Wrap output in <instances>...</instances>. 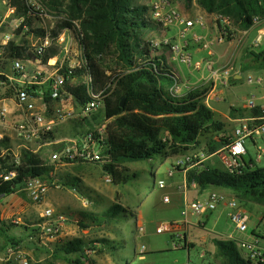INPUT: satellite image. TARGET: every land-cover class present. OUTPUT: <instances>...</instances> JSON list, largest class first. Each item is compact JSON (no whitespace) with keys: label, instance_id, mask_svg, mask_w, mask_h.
<instances>
[{"label":"trees","instance_id":"1","mask_svg":"<svg viewBox=\"0 0 264 264\" xmlns=\"http://www.w3.org/2000/svg\"><path fill=\"white\" fill-rule=\"evenodd\" d=\"M42 1L50 12L59 17L51 31L52 37H58L63 30L70 29L74 30L77 40L81 35L84 38L81 41L83 52L79 56L80 63L74 67L65 65L61 70L65 83L60 92L77 108L93 99L102 102L90 117L81 120L90 124L96 136L99 135L96 127L105 123L107 135L100 141L104 158L98 164L113 175L114 184H125L137 176L123 165L126 162L151 160L160 155H185L198 147L202 139L207 140L210 154L230 144V137L222 136L226 131V122L204 101L211 91L210 86L201 85L182 94L172 90L180 74L168 61L170 46L165 43L154 46L147 38L151 29L160 26L147 16L151 6L141 0ZM184 1L189 5L196 2L207 14L228 15L238 30L252 28L256 18L264 21V0ZM75 22H78V27ZM35 30L44 34L42 29ZM165 48L167 51H163ZM58 51V47L53 48L46 57ZM252 54L253 63L245 66L243 71L264 68V48ZM106 72H112L108 81L102 80V74ZM236 81L239 80L232 78V83ZM31 92L40 93L36 88H32ZM45 94L48 105L51 98L49 86ZM49 109L52 111L51 107ZM236 111L239 109L232 110L234 116ZM258 113V109L250 111V115ZM90 132L78 131L74 135L79 145L85 143ZM217 136H220L221 142L212 146L211 142ZM48 157L22 148L21 160L17 165L6 164L0 158V174L8 173L12 168L18 172L12 181L0 178V197L16 192L25 196L27 192L24 188L29 177L38 176L51 183L53 178L49 174L54 168ZM80 161L83 162L80 159L67 162ZM186 179L189 186L195 182L201 193L210 187L227 189L241 200L264 204V167L257 166L252 159L241 163L234 172L203 162L188 169ZM63 185L79 188V185L69 181L63 182ZM123 211L125 209L121 204L114 203L103 213V217L109 221ZM80 214L78 224L81 228H89L90 222L97 220L89 211H81ZM15 227L17 223L13 220L0 222V255L9 247L22 244L24 238L11 233ZM36 231L33 229L32 235ZM94 241L101 242L103 246L110 243L106 238ZM214 242L219 264H264L263 261L256 262L245 257L235 239L215 237ZM92 243L82 236L62 240L52 251H48L49 257L44 263L51 264L57 258L76 264H94L93 255L86 254L84 249L85 246L96 249ZM190 245L193 246L192 243ZM116 249L117 246L112 245L111 254ZM100 251L104 249L101 247ZM122 260L131 263L130 259ZM6 264L13 263L8 261Z\"/></svg>","mask_w":264,"mask_h":264},{"label":"built area","instance_id":"2","mask_svg":"<svg viewBox=\"0 0 264 264\" xmlns=\"http://www.w3.org/2000/svg\"><path fill=\"white\" fill-rule=\"evenodd\" d=\"M0 4L3 6V9H0V158L6 164L17 165L21 160L22 148L35 152L39 147L54 145L59 148L54 154V159L61 163L74 159L102 163L104 157L101 153L100 141H103L107 135L105 124L96 127L98 136L91 129L85 143L81 145L73 139L52 138L56 129L63 122L90 117L92 112L102 105L101 101L93 99L85 106L77 108L60 92L65 83V75L61 70L65 65L74 67L80 63L79 56L81 57L83 52L81 41L84 38L81 35L77 40L74 30L70 29L63 30L58 37H52L51 31L59 17L50 12L42 0H0ZM152 11L154 20L160 24L162 29L166 31L170 27L177 28L176 37H164L162 41H154L153 45L168 44L172 53L168 60L187 63L199 72L205 73L202 84L195 83L190 79H186L184 82L176 80L172 88L176 94H182L184 91L201 85H208L211 87L209 94L216 97L217 87L231 85L232 78H234L235 59L230 58L224 65L217 66L214 58L220 51L218 45L222 43L234 44V36L239 31L228 15H216V19L219 21V31L217 34L211 35L207 21L203 16L188 17L170 0H155ZM259 22V19L256 18L254 26ZM75 26H79L78 22H75ZM196 26L201 27L205 32H195ZM37 28L42 29L44 34L36 32ZM252 28L244 30V32L248 33ZM68 33L78 43V53H75L73 46L64 45L69 40ZM189 36H193L195 41L207 50L209 58L204 61H193L192 53L186 48ZM257 39L260 40L261 35ZM240 43L241 39L236 46H239ZM57 47L59 48L58 52L46 57L53 48ZM14 51L15 53L11 54ZM74 54L77 55L73 60ZM247 82L258 85V87L252 97L247 100L246 107L251 110L258 109L259 113L235 119L239 123L231 136L230 144L216 151L226 153L225 166L231 172L236 171L242 163L240 157L243 158L249 153L247 141L251 139L254 145H257L256 136L264 139V76L249 74ZM47 86L50 87L51 92L48 105L45 97ZM32 88H36L40 93L31 92ZM50 107L52 111H50ZM196 157L197 155L192 152L180 156L170 169V174L173 175L176 170L184 168L188 162L193 165L206 158L204 153L200 154L198 161H195ZM263 158L264 146H258L256 160L262 161ZM17 175V170L12 168L8 173H1L0 178L12 181ZM49 175L53 178L51 183L45 182L38 176L27 179L24 189L32 200L41 202L51 186L56 188L64 186L63 182L65 181L57 179L54 170ZM101 179L106 183H113L114 177L110 172L104 170ZM158 185L164 188L165 181L159 180ZM188 186L186 180L184 187ZM191 186L196 187L197 184L193 182ZM165 200H170V197L166 196ZM221 206L230 209V218L237 230L247 231L250 217L245 206L240 204L236 197L219 189L212 190L204 199L186 201V208L182 210V214L187 217L191 212V214L203 216L216 211ZM71 218L67 213L59 212L54 207H45L40 220L35 225L37 231L33 235L30 234L29 239L36 241L39 245H43L42 243L46 239H57L62 235L65 225ZM185 222L188 224V221L185 220ZM187 224H179V231L181 227H187ZM139 229L142 231L145 230V227L142 226ZM173 230L172 223L163 222L156 226L157 233L173 232ZM230 238L238 241L240 249L244 250L245 257L252 258L256 262H264V246L258 238L252 241L239 240L232 235ZM46 247L49 249L48 251H52L54 248V246ZM84 249L85 253L90 256L96 253V249L89 246H85ZM12 256H15L20 264H31L26 252L20 247L9 248L8 259Z\"/></svg>","mask_w":264,"mask_h":264},{"label":"rangeland","instance_id":"3","mask_svg":"<svg viewBox=\"0 0 264 264\" xmlns=\"http://www.w3.org/2000/svg\"><path fill=\"white\" fill-rule=\"evenodd\" d=\"M141 1L151 6L147 16L148 18L154 20L152 4L155 0ZM170 1L174 5L178 6V8L182 10L186 16H203L204 19L208 21L211 29L215 31V34L218 33L219 21L216 19V15L207 14L196 2L189 5L184 0ZM0 9H3L1 4ZM196 29H198V27H196ZM163 31L165 30L162 29L161 26L151 29L150 32H148V40L152 43L154 41L164 40ZM260 33L262 37L258 40L257 38ZM176 35L177 28L175 27V29L173 28V30L169 32V38H174ZM68 36L69 40L64 43V45L73 46L75 53H78V43L72 39L70 33H68ZM234 38V44H232L230 48L228 59H235V71H238L241 66V71L244 72L243 81L238 84L233 83V85L231 83L230 86L217 87L215 94L222 97V100H217L214 96L208 99L207 94V97L204 99L205 102H209L215 109L228 114V117L221 116V114L219 115L220 118L226 122V131L222 134V136L225 135L226 137H230L229 139L233 136L235 127L239 123V121H236L235 119L250 115L251 110L246 107V103L247 100L252 97L258 85L248 83V75L264 76V68H252L243 71L244 65L247 66L253 63L252 53H258L264 48V21L258 23V25H256L251 32L245 33L243 30L237 31ZM240 39V45L236 46ZM156 51L161 50H155V52ZM163 51H167V49L165 48ZM192 53L194 54V62L197 61V59L202 60L206 57V51L198 50V46L192 50ZM76 55L77 54L73 55V60ZM170 64L173 65L177 73L180 74V79L178 80L180 82H184L186 80L184 76L187 77V79L190 78V80L191 78L195 80L197 76H200L199 71L193 66H189L187 63H178L177 65H175V63ZM111 77L112 72L102 74V80L104 81L110 80ZM234 108L239 109V111L235 112L236 116L232 114V110ZM100 124L104 125L105 123L102 122ZM88 130H91L88 122H82L81 119H72L63 122L54 132V136L56 138L76 140L74 135L77 134L78 131L84 132ZM255 139L257 141V145H254L251 139L247 141L246 145L249 148V153L243 158L240 157V160L243 163L244 160L246 162H250L252 159L257 166L264 167V158L262 161L256 160L258 146H264V139L259 136H256ZM220 142L221 138L220 136H217L211 142V145L216 146ZM54 147L57 146H42L40 153L44 157L49 155L50 158V155L57 150ZM209 149L210 146L208 145L207 140L202 139V143L198 147L191 149L190 152L197 155L195 161H198L201 153H204L206 157L210 154ZM180 156L183 155L171 157L160 155L151 160L126 162L123 165L129 167L131 169V173H137V176L129 182L121 185H116L114 182H104V180L100 177V173H102L100 168H97L96 174L98 176H95L93 171L95 167L92 165V162L83 161L84 163H73L70 165L69 163H66L64 165H58V168L54 169L57 179H62L66 182V177L71 178L75 177L74 175L76 174L80 173L79 175H82V173H84L86 174L88 185L85 183V180L82 179L81 185L79 188H76V190H74L72 186H63L62 188L51 186L49 190L50 193L46 194L41 202H36L30 199L27 197L28 194H25V198H29V201H32L33 204H40L39 206L41 209L49 207V204H54L57 206L56 208L58 210L69 213L71 212L72 214L74 213L78 216V212L80 211H89L96 216V222L90 223L92 227L89 228H81L78 224V220L74 217L71 218L67 222V227L71 226V229L69 230V233H66L62 238V240H65L75 236H82L87 240L93 241L92 245L96 246V253L92 257L95 261L94 264H124L121 259L126 257L130 259V264H219V260L215 257L216 245L214 238H228V234H234L233 236L239 240H255L257 238L255 232L257 226L256 224L259 222L258 215H261L264 212V204L255 201H244L236 197L238 202L245 206L250 217L249 227L245 232H241L236 229L235 224L230 218V209L223 206L219 207L213 212V214H210L209 218L206 215L197 216L191 214V212H189L186 217L182 214V210L186 208L185 192L190 200L193 198L204 199L207 197L208 192L213 188L210 187L200 193V190H196L195 188L184 187L183 171H176L173 175H171L170 169ZM225 157L226 156L223 155V153H216L212 158L214 159L213 161L219 163L221 168H226L224 161ZM52 158L54 159V156ZM84 166L85 168L82 169ZM186 166L187 165H185V167ZM75 170H78L76 174L73 172ZM82 176L84 177V175ZM161 179L165 181L164 188H161L158 185V181ZM52 190L58 192V194L55 192L51 193ZM227 193L235 197L233 192L227 190ZM19 194L22 195L21 193ZM166 195L170 197V200H165ZM86 199L90 201L88 206H85L83 203V200ZM114 203L121 204L125 211L121 212V214L115 219L106 221L103 217V213ZM59 204L61 206H59ZM8 207L9 206H2L0 204V217H5L4 219L6 221H10L12 218L6 211L3 210ZM38 218L39 216L37 215H31L30 218H27V220L35 221ZM207 218L208 221H210L208 226L211 227L213 225V232L218 235L210 232L209 228L198 224L200 221L199 219L205 222ZM12 220L16 223L19 221L18 223L20 224H18L15 229H11V233L20 235V237L24 238L21 246L27 253H30L28 255H32L31 249L37 244V242L27 239L24 227V225L28 223L26 218H13ZM185 220L188 221V224ZM163 222L172 223L174 227L173 232L157 233L156 226ZM179 224H187L189 227L186 239L184 236H178ZM142 226L145 227V230L141 231L139 228ZM34 228L35 226L32 229ZM262 230L264 231V229ZM101 238L110 240L108 245L104 244L105 248L101 242L94 241ZM260 241L264 246V237L260 238ZM190 243H192L193 246H191ZM112 245L117 246L114 254H111L110 252V247ZM101 247L104 249L103 252L100 251ZM143 247H145L144 250ZM241 252L244 253V250L241 249ZM47 253L48 251H46V253L45 251H42V254L47 255ZM31 260L33 264L44 263L34 262V259ZM2 263L6 264L5 262H0V264ZM51 264H73V262L56 258L52 260ZM125 264H127L126 261Z\"/></svg>","mask_w":264,"mask_h":264},{"label":"crops","instance_id":"4","mask_svg":"<svg viewBox=\"0 0 264 264\" xmlns=\"http://www.w3.org/2000/svg\"><path fill=\"white\" fill-rule=\"evenodd\" d=\"M188 16V15H187ZM188 17H192V16H188ZM207 24H208V30H209V33L211 34V35H214L215 34V31H213L212 29H211V27H210V25H209V23H208V21H207ZM196 27H198V29H196ZM195 28H194V30H195V32H197V33H204L205 31L201 28V27H199V26H196ZM173 28L175 29V27H170L169 29H167L166 31H163V36L164 37H169V32L170 31H172L173 30ZM255 28V26L250 30V32L253 30ZM260 35H261V33H260ZM261 37H262V35H261ZM188 40H189V42H188V45H187V50L188 51H190L191 53H192V50L195 48V47H197L198 46V50H205L206 51V57H204L202 60L201 59H197V61H204L205 59H207V58H209V53L207 52V50L199 43V42H197V41H195V39L193 38V36H189L188 37ZM231 44H229V43H222V44H219L218 45V48H219V54H217V55H215L214 56V58L216 59V65L218 66V65H224V63H226L229 59H228V53L230 54V48H231ZM168 53V52H167ZM172 55V53H171V49L169 48V54L167 55V58L169 59V57ZM192 55H193V61H194V54L192 53ZM169 61V63H175V65H177L178 63H180V62H178V61H170V60H168ZM196 61V62H197ZM253 62V61H252ZM179 66V65H178ZM246 65H244V67H245ZM243 67V68H244ZM183 70V69H182ZM200 73V76H197V78L194 80V79H192L191 78V81H195V82H197V83H200V84H202L203 83V81H202V78H203V76H205V73H202V72H199ZM243 75H244V72H242L241 71V66H240V69L238 70V71H235L234 70V78H236V80H239V81H236V82H234L235 84H238V83H240V82H242L243 81ZM184 78L185 79H187V77H185L184 76ZM190 79V78H189ZM232 85H233V83H232ZM211 98L212 96H211V94H209L208 95V98ZM215 99H217V100H222L223 98L222 97H220L218 94H216V97H215ZM207 102V101H206ZM207 104L212 108V109H214L218 114H221V116H227L228 117V114H226V113H223V112H220L219 110H217V109H215L213 106H211L210 105V103L209 102H207ZM243 117H245V116H243ZM240 118V117H239ZM41 148L42 147H39V148H37L36 150L37 151H35L36 153H40V150H41ZM54 148H56L57 150H55L56 152L59 150V148L58 147H54ZM220 149H222V148H220ZM56 152H53L51 155H50V158L48 159V161H49V163L53 166V168L54 169H57L58 168V165H64V164H66V163H69V162H64V163H61V162H59V161H57V160H55V159H53L52 157L54 156V154L56 153ZM216 153H218V152H216ZM216 153H212V154H209L206 158H204L203 160H201V161H199L198 163H195V164H193V165H190V166H187V167H184V168H181L180 170H176V171H183V173H184V176H183V184L184 183H186V176H187V171H188V169H190V168H192L193 166H195V165H200L201 163H203L204 161H206V163H210V164H212V165H215V166H219V163L218 162H215V161H213L214 159L212 158L213 157V155L214 154H216ZM223 155H225L226 156V153H224ZM52 156V157H51ZM53 162V163H52ZM77 163H84V162H82V161H80V162H77ZM86 163V162H85ZM93 163V162H92ZM91 163V164H92ZM70 164H73V163H69V165ZM94 167H95V169H93V171H94V174H95V176H98L97 174H96V170H97V168H100L101 169V171H102V173L104 172V169L101 167V165H99L98 163H93L92 164ZM85 168V166L84 167H82V169H84ZM53 169V170H54ZM77 171L78 170H75V171H73L74 172V174H76L77 173ZM82 172V171H81ZM102 173H100L101 175H102ZM80 174V173H79ZM79 174H76V175H74L75 177H71V178H69V177H66V179H67V181H69V182H73V183H76L77 185H81V182H82V179H84L85 180V183L88 185V181H87V177H86V174H84V173H82V175H84V177L82 176V175H79ZM101 175H100V177H101ZM89 180V179H88ZM94 180V179H93ZM187 188H195L196 190H199L197 187H193V186H188ZM180 189V188H179ZM214 189V188H213ZM213 189H211V191L213 190ZM221 191H223V192H225V193H227V189H220ZM184 191V190H183ZM211 191H209V192H211ZM52 192H55V193H57L58 194V192H56V191H51V193ZM200 192V191H199ZM209 192H208V194H209ZM48 193H50V192H48ZM201 193V192H200ZM86 194V193H85ZM185 196H186V200L185 201H193V200H195V199H197V198H193L192 200H190L188 197H187V193L185 192ZM227 194H229V193H227ZM87 195V194H86ZM230 195V194H229ZM167 196V195H166ZM165 196V197H166ZM208 196V195H207ZM27 197H29V196H27ZM30 198V197H29ZM26 199L25 198V196L24 195H20L19 193H12V194H8V195H5V196H2V197H0V204L2 205V206H9L8 208H6V209H3L4 211H6L8 214H9V216L10 217H12L11 218V220L13 219V218H18V219H22V218H26V220H27V218H30V216L32 215V216H34V215H37V216H39V218L37 219V220H35V221H32V220H27V222L28 223H26V225H24V227H25V230H26V236H27V239H29V235L30 234H32V232H33V227L36 225V223L40 220V216H41V214H42V211H43V209H41V207L39 206L40 204H33L32 203V201L30 202L29 200L31 199ZM89 198V197H88ZM83 203H84V205L85 206H88L89 204H90V201L88 200V199H86V200H83ZM6 204V205H5ZM51 205V207H54L57 211H59V212H64V213H67L68 215H70L72 218L74 217V218H76V220H78L79 221V219H80V212H78L79 213V216L78 215H76V214H72L71 212L69 213V212H66V211H61V210H58L56 207V205H54V204H49L48 206H50ZM12 206V207H11ZM59 206H61L60 204H59ZM264 211V210H263ZM120 214H121V212H120ZM119 214V215H120ZM210 214H213V212H210V213H207V214H205L208 218H209V215ZM16 215H19V216H16ZM118 215V216H119ZM204 216V215H203ZM259 216V222L256 224L257 226H256V235H257V238L259 239V241H260V238H263L264 237V231L262 230V229H264V212L261 214V215H258ZM5 217H0V222L1 221H6L5 219H4ZM208 218L205 220V222H203L201 219H199L200 221L198 222V224L199 225H202V226H204V227H207V228H209V231L210 232H212L213 234H215V235H218L217 233H214L213 232V229H214V226L212 225L211 227H209L208 225V223L210 222V221H208ZM218 218H220V217H218ZM115 219V218H114ZM111 220H113V219H111ZM208 221V222H207ZM19 221H17V225L18 224H20V223H18ZM90 223H93V222H90ZM215 223H218V222H215ZM68 226V223L65 225V227H64V229H63V233H62V235H60L57 239H46V241L44 242V243H42L43 245H39V244H36L34 247H32V249H31V254L32 255H28V254H30V253H27L23 248H22V244H20L19 245V247L21 248V249H23V251L24 252H26V255H27V258H29V260H31V259H34V262H39V263H42V262H45L47 259H48V257L47 256H49L48 255V253H47V255H45V254H42V251H45V253H46V251H48L49 249L46 247V246H52V245H56V244H58V243H60L61 241H62V238H63V236L66 234V233H69V230L71 229V226L70 227H67ZM90 227H92L91 225H90ZM15 229V228H14ZM35 229V228H34ZM263 231V232H262ZM189 232V227L187 226V227H181L180 228V231H179V236L180 237H182V236H184L185 237V239H186V234ZM14 234V233H13ZM16 236H19L20 237V235H17V234H15ZM220 235V234H219ZM230 235H232V234H228L227 235V237L228 238H230ZM234 235V234H233ZM232 235V236H233ZM237 239V238H236ZM64 241V240H63ZM260 243H261V241H260ZM18 247V246H17ZM10 248V247H9ZM9 248L7 249V250H5V252H3V254H1L0 255V262H8V261H12V263L13 264H20L19 263V260H17L16 259V257L15 256H12L10 259H8V250H9ZM46 248H47V250H46ZM243 254V253H242ZM122 259H129L128 257H126V258H122ZM121 259V260H122ZM16 260V261H15ZM123 261V260H122ZM31 262H32V260H31ZM124 264H125V262H123ZM33 264V263H32ZM73 264H76L74 261H73Z\"/></svg>","mask_w":264,"mask_h":264}]
</instances>
